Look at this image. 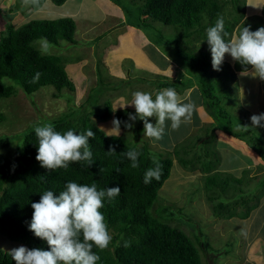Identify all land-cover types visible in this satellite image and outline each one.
<instances>
[{
	"label": "trees",
	"instance_id": "obj_1",
	"mask_svg": "<svg viewBox=\"0 0 264 264\" xmlns=\"http://www.w3.org/2000/svg\"><path fill=\"white\" fill-rule=\"evenodd\" d=\"M44 1L39 0L37 6L29 8L36 11ZM50 1L55 6H62L70 0ZM110 1L123 10L130 26L140 30L148 26L151 30L155 29L153 23H161L173 27L177 32L166 40L159 36L160 41L163 40L168 47L174 44L175 53H168V56L192 79L178 72L174 79L159 77L161 78L159 81H146L145 85L154 88L155 94L167 87L181 93L192 85L194 79L203 106L215 121L214 126L246 142L264 162V136L256 140V136L245 137L242 129L236 132L230 121L221 120L228 115L218 107L220 100L216 91L220 92L221 86L219 87L217 78H221L223 82L221 85L225 87L228 82L234 83L235 73H241L245 66L235 62V71L230 76L226 74L214 78L210 52L195 54L190 42H193L190 39L192 37L207 42L206 29L214 26L218 17L223 18L225 31L230 36L233 35L234 28L241 21L243 14L230 16V9L224 0H131L140 4L135 15L128 8L130 1ZM232 3L235 6L236 0H231ZM234 8L239 10L236 6ZM226 15L230 16L229 21L225 19ZM131 18H135L136 22ZM204 21L206 22L203 23ZM75 30L73 19L65 17L29 20L16 28L8 26L5 34L0 32V98L13 96L14 86L20 87L28 95L45 86H51L57 92L63 89L73 91L74 84L65 72L60 58L41 55L33 43L41 37H46L53 45H58L60 41L75 45L77 44L74 40ZM230 36L225 39H229ZM247 67L248 70L251 69L250 66ZM37 72L41 75L34 83L33 77ZM5 79L11 82V85L5 84ZM224 95L226 97L227 93L224 92ZM90 101L89 95L85 104H89ZM85 104L80 108L82 109ZM84 117L79 122L74 121L72 116L62 117L54 121L53 125L61 133L69 129L76 132L91 129L95 132V137L89 139L94 161L88 167L84 162H73L67 170L57 169L50 173L42 168L40 162L35 159L38 139L34 127L18 136L21 145L15 148L14 160L6 161L0 156V235L29 249L49 250L47 242L35 237L28 229L33 212L31 204L38 202L46 190L58 195L68 181L88 185L95 183L98 190L111 187H119L121 190L120 195L111 203L105 200V207L101 209L113 240L106 250L93 249L100 256L97 264H203L194 242L177 225L172 224L169 216H163L162 211L158 212L153 208L159 191L170 176L174 160L186 171H200L206 199L211 203V212L215 218L244 220L258 207L259 200L249 202L247 199L250 196L243 190L236 191V187L247 186L253 180V178L245 180L247 171H243L241 177L216 172L210 161L203 162L198 155L190 151L193 148L179 145L168 151L165 157H161V154L153 155L147 143L141 146L133 143L130 145L127 138L122 135L106 136L98 129L96 122ZM96 117L99 122H106L111 118L119 119L122 122L121 129L129 130L124 127V122H127L124 112H113L110 103H105L104 110ZM2 120L4 116L0 113V121ZM141 131L140 125L137 132ZM110 146L115 147L116 154H107ZM129 150L140 153L139 167L135 169L131 168V161L122 155ZM152 156H156L162 165V175L159 181L153 179L146 185L143 182L144 173L154 167ZM205 158L208 159L207 156ZM261 185L264 194V179ZM236 195L238 200H234ZM253 198L258 199L257 196ZM124 241H130V246L124 247ZM9 257L11 258L9 253L0 248V264H16Z\"/></svg>",
	"mask_w": 264,
	"mask_h": 264
},
{
	"label": "rangeland",
	"instance_id": "obj_2",
	"mask_svg": "<svg viewBox=\"0 0 264 264\" xmlns=\"http://www.w3.org/2000/svg\"><path fill=\"white\" fill-rule=\"evenodd\" d=\"M126 1L131 2L128 8L135 15L138 11L137 7L140 5L139 2ZM224 1H226L225 4H228L230 16L243 14L241 21L234 28L233 35L238 33L242 26L250 25L251 31L264 26V7L254 8L249 5L258 3L259 0H236L235 6L240 11L234 8L231 0ZM121 11L123 15L120 16V20H113L106 19L102 8L94 6L91 0H70L62 6H55L50 0H45L36 11H32L29 7H23L22 0H0V32L5 34L8 26L19 27L28 19L67 17L73 19L76 24L74 40L78 44L71 45L60 41L58 45H54L49 54H43L40 40L33 43L41 55H53L60 58L69 79L74 84V90L63 89L57 92L53 87L45 86L28 95L20 87L14 86L13 96L0 98V113L4 116V120L0 121L1 158L6 161L14 160L15 148L21 145V139L18 136L23 135L27 129L33 128L38 122L53 124L54 121L66 116H72L74 121L79 122L80 119H83L82 117L86 116L89 121L96 122L100 131L102 128L104 130L111 128L112 118L106 122H99L96 117L104 110V104L110 103L113 112H124L127 122L133 123L131 129L127 131L121 129L120 132V135L127 138L130 145L133 143L136 146H141L143 143H147L150 153L161 154V157H165L166 153L172 151L175 146L189 147L193 148L190 151L198 155L203 162L210 161L216 172L241 177L242 171L247 170L245 180L249 178H253V180L247 186L236 187V191L243 190L247 196H250L247 199L249 202L259 200L258 207L251 211L247 219L215 218L211 212V203L206 199L200 171H186L176 160H174L175 163L173 162L169 178L158 193V199L153 208L158 212L162 211L163 216H169L172 224L177 225L194 242L203 264H251L246 260V257L252 258V255L257 256L253 257L252 264H264V194L261 188L264 179V165H251L247 156L229 144L218 141L216 126L211 122L202 124L199 128L187 133L190 125H183L178 131H172L171 122L168 121L163 139L153 141L144 135L142 121L139 119L135 122L128 121V114H135L134 107L121 108L120 106L126 101H130L132 94L136 91L149 92L155 98L154 88L145 84L146 81H159L158 79L161 78L136 71H133L135 74L131 72L133 74L131 75V70L128 68L132 65L128 61L122 63L119 71H116L117 74H115L116 72L111 73V68L104 63L103 59L107 57L109 50L119 42V33L123 28V24L119 21L124 19L128 22L122 9ZM230 16L226 15L225 19L229 21ZM131 19L136 22L135 18ZM152 25L155 29L150 30L148 26L143 28L146 31H144L145 38L150 42L155 41L163 53L165 52L167 55L175 53L174 44L169 43L173 45L168 47L166 46L168 44L163 40L161 42L159 37L161 36L165 40L172 38L177 33L173 27L161 23ZM115 26L118 27L115 28ZM110 27L115 29L108 31ZM81 31L89 32V35L80 38ZM95 35H100L102 39L96 38ZM190 39L193 40L190 42L195 54L203 51L210 52L209 45L204 40H195L194 37ZM71 61L75 67L77 79L70 71H67L66 66ZM235 67V62L226 54L221 66L222 70L211 69V71L214 78L218 75L220 77L226 74L230 76L235 71ZM234 76V83L228 82L225 87L221 85L223 83L221 78H217L219 87L221 86V91H216L220 100L218 107L228 115L221 120L230 121L236 132L239 131L240 125H248V131L240 129L245 132V137L256 136L255 139L259 140L264 136V127L251 128L250 117L253 114L264 113V81L258 77L244 76L242 81L245 83L242 81L238 83L236 73ZM251 80H253V92L248 91L249 85L252 84ZM4 83L11 85V82L6 79ZM98 84L101 85L98 86ZM224 92L227 93L226 97ZM89 95L91 101L89 104H85ZM83 104L85 105L81 109ZM203 108L208 113L206 107L203 106ZM149 120L153 124L156 122L155 117L149 118ZM140 125L142 131L137 132ZM101 132L104 134V131ZM185 132L187 134L184 137ZM254 196H257L258 199H254ZM236 198L238 195L234 196V200H238ZM257 238L261 240V244L257 242ZM19 246L23 245L0 235V248L4 252L8 253L9 250ZM261 259L263 261H260Z\"/></svg>",
	"mask_w": 264,
	"mask_h": 264
},
{
	"label": "clouds",
	"instance_id": "obj_3",
	"mask_svg": "<svg viewBox=\"0 0 264 264\" xmlns=\"http://www.w3.org/2000/svg\"><path fill=\"white\" fill-rule=\"evenodd\" d=\"M39 0H22L23 7H34ZM254 8L264 7V0L249 4ZM251 26H242L237 35L225 31V22L218 17L214 26L206 30V41L211 53V66L214 71H221L225 55L234 62L245 66L241 76H250L264 81V26L255 31ZM225 39V37H229ZM40 47L43 54H49L54 47L46 37L40 38ZM251 67V71L248 67ZM41 73L37 72L33 82H37ZM132 106L135 114H128V121L137 119L143 122L144 135L153 141H160L165 135V129L170 121L172 131H178L182 125H188L196 104L190 96H181L172 87L164 88L155 94L136 91L132 99L126 101L121 108ZM155 117V124L149 118ZM251 128L264 127V113L253 114L250 117ZM121 121L114 118L112 127L104 131L106 136L119 137ZM240 125V124H239ZM124 127L131 129L133 123L124 122ZM244 131L248 125L241 126ZM238 129V130H240ZM34 133L38 139L37 155L35 159L40 166L50 173L57 169L67 170L70 163L84 162L88 167L93 163V154L89 139L95 137L91 129L84 132L67 130L57 131L50 122L37 123ZM107 154H116L115 147L110 146ZM131 161V168L139 167L140 153L129 150L122 153ZM154 167L144 173L143 182L147 185L153 179L159 181L162 175V165L156 156H152ZM119 187L99 189L95 183L91 185L68 181L64 190L55 195L46 190L41 194L38 202L31 204L33 209L28 229L35 237L47 242L49 250L41 248L29 249L19 246L9 250V255L16 264H97L100 256L93 249L106 250L113 240L108 230L104 214V201L111 203L120 195ZM130 241H124V247H129Z\"/></svg>",
	"mask_w": 264,
	"mask_h": 264
},
{
	"label": "crops",
	"instance_id": "obj_4",
	"mask_svg": "<svg viewBox=\"0 0 264 264\" xmlns=\"http://www.w3.org/2000/svg\"><path fill=\"white\" fill-rule=\"evenodd\" d=\"M91 1L94 6L99 7V9L102 8V11L106 19L120 20V16L123 15L121 9L115 4H113L110 0H91ZM119 22L123 24V28L119 33V42L115 47L109 50L107 57L103 59L104 63L109 68H111L110 69L111 73L119 71L122 63L128 61L132 65L130 67L128 66L129 67L128 70H131L130 74L131 72L136 71V72H143L145 74L149 73L157 77H167L170 79H174L177 76L178 72H181L184 73L186 77L191 78L185 73L184 70H182V68L178 65L176 61H174L171 57H169L165 52L163 53L162 50H160V46H158L154 41L150 42L145 38L144 29L140 30L138 28L130 26L127 24L128 22H126V20L124 19H122ZM117 27L115 26V28ZM115 28L110 27L108 31H112ZM88 33L89 32L81 31L80 38L82 37L84 38L85 36H88L89 35ZM95 36L96 38L102 39L100 35H95ZM66 68L67 71L68 72L70 71L72 75H74V77L77 79L78 76H75V67L72 64V61L70 62V64L66 66ZM128 70L127 72H129ZM251 70L252 69H250L249 71ZM117 73L118 72H116L115 74ZM133 74L135 73L133 72ZM236 75H237L238 83L241 82L244 76H241L240 73H236ZM251 81L252 84L249 85L250 89L248 88V91L253 92L254 91L253 80ZM242 82L245 83L244 81ZM178 94H180L181 96H190L191 100L194 101L196 104V108L192 116V121L190 124H188L190 125V127L188 128L189 130L187 129L188 130L187 133L192 132L194 129L199 128L202 124H206L210 122L211 124H215V121L210 115V113L209 112L207 113L206 110H204L203 108L202 97L194 79L192 85L188 89H185L184 91ZM216 131H217L216 133H217L218 141H221L224 144H229L230 146L237 149L241 154L247 156L250 159L251 165H255V166L264 165V162L246 144V142L228 135L223 130H218L216 128ZM187 133L186 132L184 133V137ZM243 171H247V170L245 169ZM257 242L259 244L262 243L259 238H257ZM253 257L255 258L257 256L252 255V258L246 257V260H248L252 264L254 259ZM263 260L261 259L260 261Z\"/></svg>",
	"mask_w": 264,
	"mask_h": 264
},
{
	"label": "bare ground",
	"instance_id": "obj_5",
	"mask_svg": "<svg viewBox=\"0 0 264 264\" xmlns=\"http://www.w3.org/2000/svg\"><path fill=\"white\" fill-rule=\"evenodd\" d=\"M10 258V257H9ZM11 259V258H10Z\"/></svg>",
	"mask_w": 264,
	"mask_h": 264
}]
</instances>
